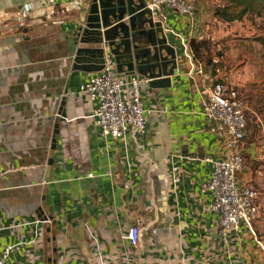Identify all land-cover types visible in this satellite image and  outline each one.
<instances>
[{
	"label": "crops",
	"instance_id": "crops-1",
	"mask_svg": "<svg viewBox=\"0 0 264 264\" xmlns=\"http://www.w3.org/2000/svg\"><path fill=\"white\" fill-rule=\"evenodd\" d=\"M70 1L0 0V251L15 246L8 264H100L97 251L103 264H123L126 253L134 264H264L256 235L242 229L225 244L217 216L204 210L210 198L200 186L210 166L200 160L220 158L222 149L202 114L216 78L202 58H194L189 76L179 39L155 28L176 54L170 87H142L144 106L154 108L145 135L102 138L90 118L95 105L78 89L92 73L72 70L76 51L87 49L76 37L88 0L54 18L59 23L36 15L21 23L16 16L27 2ZM196 5L194 21L162 10L166 28L187 44L208 33L205 6ZM34 35L49 36L29 47ZM70 40L74 50L62 54ZM45 49L51 55L41 60ZM34 219L48 221L34 243L33 226L8 229ZM130 225L143 229L136 248L122 238Z\"/></svg>",
	"mask_w": 264,
	"mask_h": 264
},
{
	"label": "built area",
	"instance_id": "built-area-1",
	"mask_svg": "<svg viewBox=\"0 0 264 264\" xmlns=\"http://www.w3.org/2000/svg\"><path fill=\"white\" fill-rule=\"evenodd\" d=\"M80 4L81 0H71L69 6L52 4L50 7H44L41 3L27 2L17 10L16 16L21 23L30 19L32 15L51 23H59V20L54 21V18H59L71 8L80 7ZM163 8L194 21L198 13L197 5L190 0H144L143 8L148 14L147 18L152 20L154 27L160 29L163 35L171 33L179 39L184 57L190 63L188 72L190 76L195 67L193 54L185 37L166 28L165 17L162 15ZM196 39L201 41L203 37L198 36ZM101 48L104 51L100 59L103 69L92 73L78 88L79 93L95 105L90 118L102 138H110L116 142L125 141L129 135L143 136L146 133L148 118L154 111V108H146L141 98V89L143 86L148 87L150 79L137 73L119 74L106 45ZM96 61L98 63V59ZM221 61L222 58L212 61V65L217 66V76L221 74ZM217 76L202 103V114L217 135L222 156L217 159L200 160L201 163L210 166L209 179L200 186V193L209 195L210 201L204 210L217 216L219 238L228 244L232 236L238 235L242 229L255 236L252 223L258 217L257 202L260 194L254 188L241 184L239 180V174L244 167L243 138L247 128L245 103L237 90L230 85L227 77ZM218 78L219 82L216 81ZM87 176L92 177V174ZM45 223L48 221L19 220L8 229L33 226L34 232L29 243H34L42 238ZM151 235H156V230H152ZM142 237L143 229L138 225H130L122 238L128 247L136 248L141 244ZM94 241L96 245L95 238ZM257 244L263 248L260 242ZM14 249L15 246H6L0 251V264H8ZM96 249L99 250L98 245ZM96 255L99 263L103 264L101 254L97 251ZM123 264H134L127 253L123 258Z\"/></svg>",
	"mask_w": 264,
	"mask_h": 264
},
{
	"label": "rangeland",
	"instance_id": "rangeland-1",
	"mask_svg": "<svg viewBox=\"0 0 264 264\" xmlns=\"http://www.w3.org/2000/svg\"><path fill=\"white\" fill-rule=\"evenodd\" d=\"M205 6L203 21L208 23V33L201 35V47L197 57L209 69L212 61L222 58L220 69L222 77H227L246 106L247 131L245 134L244 167L239 174L240 183L252 187L260 194L258 218L252 227L257 239L264 247V2L262 0H196ZM241 1V2H240ZM250 5L247 7V2ZM91 0L87 1L89 6ZM85 4V0L83 1ZM225 10L230 18L215 16L217 10ZM85 26V23H84ZM84 28V27H83ZM158 31V29H157ZM154 29V32H157ZM159 34H157L158 36ZM34 35L29 47L46 43V37ZM87 33L81 29L76 37L78 44L87 49L98 48L88 40ZM54 38L53 35L50 38ZM81 40L86 42L81 43ZM93 47V48H92ZM72 40L61 48V53L74 50ZM35 53V51H33ZM40 59H47L51 52H41ZM34 54V58H36ZM33 58V56H32ZM52 75L54 72L44 70ZM220 74V75H221ZM25 82V80L23 81Z\"/></svg>",
	"mask_w": 264,
	"mask_h": 264
},
{
	"label": "water",
	"instance_id": "water-1",
	"mask_svg": "<svg viewBox=\"0 0 264 264\" xmlns=\"http://www.w3.org/2000/svg\"><path fill=\"white\" fill-rule=\"evenodd\" d=\"M143 8L144 0H91L83 33L96 35L94 44L99 48L78 49L72 70L86 74L101 71V46L106 45L119 74L143 75L150 79L148 86L153 90L169 88L176 70V54L157 37L160 31L154 32L153 22ZM144 26L147 29H142ZM52 144L53 149L54 140Z\"/></svg>",
	"mask_w": 264,
	"mask_h": 264
},
{
	"label": "trees",
	"instance_id": "trees-1",
	"mask_svg": "<svg viewBox=\"0 0 264 264\" xmlns=\"http://www.w3.org/2000/svg\"><path fill=\"white\" fill-rule=\"evenodd\" d=\"M231 1H239V0H231ZM242 1V0H241ZM240 1V2H241ZM244 1V0H243ZM263 2H264V0H262ZM250 1H248L247 2V7L250 5ZM214 15L215 16H219V17H221V18H230L229 17V15L227 14V11L225 10V8L223 9V10H217V11H215L214 12ZM227 18V19H228ZM88 34V33H87ZM88 40H90V41H93V43L97 40V37H96V35H94V34H88V36L86 37ZM189 48L191 49V51H192V53H193V57L195 58V59H197L198 57H197V55H198V50L200 49V47H201V42H198V41H196V40H190L189 41ZM216 68H217V66H215V65H212L211 64V66L209 67V72H210V74H211V77H213V78H215L216 76H217V72H216ZM217 82H219L220 80H219V78L216 80ZM246 131H247V128H246V130H245V134H246ZM244 139H245V135H244V138H243V141H244Z\"/></svg>",
	"mask_w": 264,
	"mask_h": 264
},
{
	"label": "flooded vegetation",
	"instance_id": "flooded-vegetation-1",
	"mask_svg": "<svg viewBox=\"0 0 264 264\" xmlns=\"http://www.w3.org/2000/svg\"><path fill=\"white\" fill-rule=\"evenodd\" d=\"M142 29H147V27H146V26H144Z\"/></svg>",
	"mask_w": 264,
	"mask_h": 264
}]
</instances>
